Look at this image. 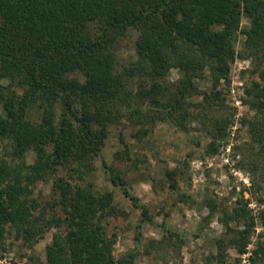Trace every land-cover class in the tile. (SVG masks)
<instances>
[{"label": "trees", "instance_id": "trees-1", "mask_svg": "<svg viewBox=\"0 0 264 264\" xmlns=\"http://www.w3.org/2000/svg\"><path fill=\"white\" fill-rule=\"evenodd\" d=\"M243 17L249 25L238 55L251 59L257 78L243 98L255 117H243L240 125L251 135L245 158L264 205V0H0V250H6L8 235L33 248L56 228L46 264H133L138 250L116 258V235L106 229L108 217L125 212L114 204L112 191L99 193L85 182L108 125L129 119L140 125L137 137L149 132L146 123L170 120L187 133L185 122L194 118L212 139L208 150L215 151L234 123L219 85L229 82ZM131 30L137 32L136 59L124 64L113 48ZM172 69L180 78L170 86L161 80ZM207 72L212 88L201 92L196 80ZM29 152L35 154L32 163ZM102 166L141 209L142 222L162 230L153 243L179 252L185 234L155 222L116 168L106 161ZM176 174L166 171L172 189ZM50 178L58 196L45 205L31 196L32 186ZM248 213L235 209L230 217L243 228L228 226L216 237L219 253L224 247L246 252L255 227ZM214 214L212 209L201 225ZM258 218L264 230V208ZM253 255L264 263V238Z\"/></svg>", "mask_w": 264, "mask_h": 264}, {"label": "rangeland", "instance_id": "rangeland-1", "mask_svg": "<svg viewBox=\"0 0 264 264\" xmlns=\"http://www.w3.org/2000/svg\"><path fill=\"white\" fill-rule=\"evenodd\" d=\"M248 25L249 20L243 17L235 43L236 57L230 64L229 82L225 79L220 81L219 89L223 91L225 104L234 112V123L226 138L217 140L215 151L208 150L212 139L194 118L185 122L187 133L180 131L170 120L146 123L149 132L137 137L134 134L140 125L132 124L129 119L123 118L108 125V137L100 156L95 159V170L86 176L85 182L91 181L99 193L112 191L114 204L125 212L107 218L108 234L116 235L113 250L116 258L128 256L137 249L133 264H264L262 260L252 259L258 240L264 238L258 218L264 205L258 201L260 192L253 185L257 177L248 169L245 158L251 135L246 126L240 125L243 117H255V111L243 98L246 97L245 89L257 77L252 73L251 59L238 55L244 52L245 35L242 30ZM136 37L137 32L131 30L128 37L113 48L124 64L136 59ZM179 78V72L172 69L161 82L171 86ZM147 79L152 82V79ZM141 81L144 78L135 79L134 85L137 87ZM6 83L2 81L1 84ZM196 84L201 92L210 91L209 73L196 80ZM17 90L22 92L20 88ZM201 98L194 96L187 102ZM33 115L36 118V114ZM34 158L33 152L26 156L28 163H32ZM103 161L115 167L132 194L148 205L155 222L185 234L186 243L179 252L165 244L158 246L153 243L163 237L162 230L149 222H142L141 209L132 204L120 186L111 182L102 166ZM174 169L177 171L176 189L171 188V180L166 175V171ZM32 189L31 196L45 205L53 201L54 195L58 196L53 191L52 178L37 181ZM241 207H245L255 221L246 252L239 253L234 247H224L219 253L216 237L224 235L228 226L243 228L242 223L230 217L234 216L236 208ZM212 209H215V214L201 225ZM56 210L58 216L64 217L60 206ZM61 229L65 231V224ZM57 231L56 228L49 229L33 248L16 239L14 234L8 235L6 250H0V264H46V247L52 243L53 234Z\"/></svg>", "mask_w": 264, "mask_h": 264}]
</instances>
